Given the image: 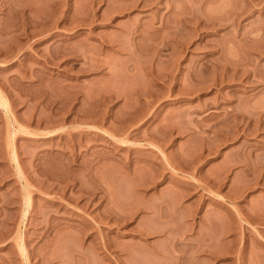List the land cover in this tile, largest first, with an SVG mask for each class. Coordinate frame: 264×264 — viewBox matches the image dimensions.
Masks as SVG:
<instances>
[{
    "label": "rangeland",
    "instance_id": "obj_1",
    "mask_svg": "<svg viewBox=\"0 0 264 264\" xmlns=\"http://www.w3.org/2000/svg\"><path fill=\"white\" fill-rule=\"evenodd\" d=\"M0 264H264V0H0Z\"/></svg>",
    "mask_w": 264,
    "mask_h": 264
},
{
    "label": "bare ground",
    "instance_id": "obj_2",
    "mask_svg": "<svg viewBox=\"0 0 264 264\" xmlns=\"http://www.w3.org/2000/svg\"><path fill=\"white\" fill-rule=\"evenodd\" d=\"M25 254V253H24Z\"/></svg>",
    "mask_w": 264,
    "mask_h": 264
}]
</instances>
